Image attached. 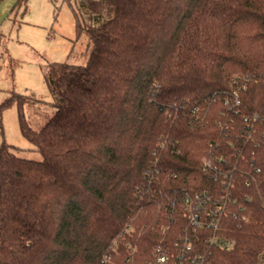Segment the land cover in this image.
<instances>
[{
  "label": "trees",
  "instance_id": "trees-1",
  "mask_svg": "<svg viewBox=\"0 0 264 264\" xmlns=\"http://www.w3.org/2000/svg\"><path fill=\"white\" fill-rule=\"evenodd\" d=\"M78 54L45 66L42 161L0 145V264H153L186 196L226 202L212 264H264V0H75ZM74 52L71 53L72 57ZM191 235L195 233L189 232ZM133 249H136L133 253ZM111 256L104 262V256Z\"/></svg>",
  "mask_w": 264,
  "mask_h": 264
},
{
  "label": "rangeland",
  "instance_id": "rangeland-1",
  "mask_svg": "<svg viewBox=\"0 0 264 264\" xmlns=\"http://www.w3.org/2000/svg\"><path fill=\"white\" fill-rule=\"evenodd\" d=\"M75 0H0V106L14 95H29L43 105L25 106V117L38 131L54 116L44 69L50 63H86L78 54L87 40L77 41ZM74 52L72 57L71 53ZM17 148L18 156L42 161L22 134L16 104L2 111L0 145Z\"/></svg>",
  "mask_w": 264,
  "mask_h": 264
},
{
  "label": "built area",
  "instance_id": "built-area-1",
  "mask_svg": "<svg viewBox=\"0 0 264 264\" xmlns=\"http://www.w3.org/2000/svg\"><path fill=\"white\" fill-rule=\"evenodd\" d=\"M184 211L188 221V227L185 233L179 236L174 244L166 247L160 243L155 246L152 257L153 264H212L207 251L197 250L196 238L198 232L206 233V242L211 246L223 249H230L232 243L230 240L219 235L221 230V220L226 214L227 204L221 199H213L211 196L197 194L194 197L186 196L184 202ZM195 234L191 235L189 232ZM136 249H133V253ZM111 256H104V262H110Z\"/></svg>",
  "mask_w": 264,
  "mask_h": 264
}]
</instances>
